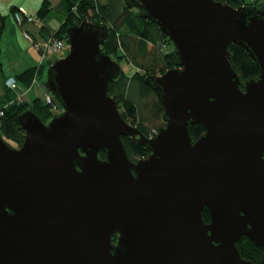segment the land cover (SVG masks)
Instances as JSON below:
<instances>
[{"label":"water","instance_id":"obj_1","mask_svg":"<svg viewBox=\"0 0 264 264\" xmlns=\"http://www.w3.org/2000/svg\"><path fill=\"white\" fill-rule=\"evenodd\" d=\"M125 2L176 47L175 67L146 77L166 124L150 137L122 116L107 24L67 27L70 51L45 80L64 111L23 112L20 146L0 134V264H254L237 242L264 246V5ZM234 43L261 73L244 89ZM122 136L151 154L131 159Z\"/></svg>","mask_w":264,"mask_h":264},{"label":"trees","instance_id":"obj_2","mask_svg":"<svg viewBox=\"0 0 264 264\" xmlns=\"http://www.w3.org/2000/svg\"><path fill=\"white\" fill-rule=\"evenodd\" d=\"M219 1L235 7L264 5V0ZM47 3L49 4L47 0H44L40 6L37 13L39 18L47 16L49 12ZM56 7L65 14L66 23L62 24L55 32H52L48 25L43 24L39 28L41 30L39 34L49 38H54L55 35L69 41L67 38V27L69 26L79 25L83 20L107 24L110 27V32L108 39L101 46L102 52L126 59L136 68L132 74H126L122 69L118 78L109 83L108 91L118 102L122 116L127 122L137 125L147 135L157 134L166 124L163 120L165 109L158 99L156 91L146 83V77L149 74H163L175 67L176 47L170 51L166 47L169 42H173L172 39L162 31L159 24L143 17L137 9L129 8L125 0H61L56 4ZM10 10L13 14L22 11L24 22H21V27L32 23L26 17L30 13L23 12L22 7L12 5ZM6 24L7 15H4L0 10V55L2 54L1 39L5 33ZM29 34L34 38L31 32ZM228 49L230 63L239 74L240 85L244 89L246 80L257 79L260 76V69L250 53L240 45L234 43ZM0 68L2 69V63H0ZM35 69V66H32V68L18 72L16 76L19 81L30 85ZM5 99L3 96L0 97V110H2L0 113V134L12 146L14 144L20 146L25 140V129L20 124V115L23 112L31 110L44 122H48L58 115L53 113L54 105L48 103L46 97H35L32 106L24 101L22 103L14 101L10 105H4ZM55 102L63 108L62 104L54 97ZM188 130H190L194 141L205 133L202 125L198 123L189 124ZM122 141L127 154L135 161L151 154L147 147L138 143L133 137L122 136ZM100 155L106 156L104 152H100ZM202 215L205 220L209 219L210 214L207 208L203 210ZM237 245L241 255L250 259L254 264H264V246L256 244L248 236H243Z\"/></svg>","mask_w":264,"mask_h":264},{"label":"rangeland","instance_id":"obj_3","mask_svg":"<svg viewBox=\"0 0 264 264\" xmlns=\"http://www.w3.org/2000/svg\"><path fill=\"white\" fill-rule=\"evenodd\" d=\"M17 1L18 0H16V3ZM60 1L61 0H47V2H49V4L47 3L49 8L47 16L45 18H39V16L37 15L38 12L36 14H30L32 15L31 17H33V19H35L36 21H32V23H29V25L33 24L40 33V26L44 24V21H46L48 17H50L51 13L55 18L60 19L61 25L65 24V14H59L58 8L56 7V4ZM9 8L7 9L8 24L12 21L15 27L19 29V26L21 27V22L18 19L22 17L23 13L18 11V13L13 14ZM21 30L23 31V33H21L20 35V42L18 40H11V33H9L10 31L8 32L9 34H7V37L4 39L2 38L1 41L4 54L3 56L2 54L0 56H2L6 63H2L3 66H5V69L0 68V92H2L3 97L6 98V102L4 105H10L14 101L20 103L24 101L28 105L32 106L33 99L35 97H38L37 95H43L42 93L45 89L48 90L47 94L44 93L45 97H47L48 95L53 96V94L49 91L47 84L45 83V80L47 79V69L55 62V60L67 55V53L70 51V43L66 39H61L57 36H54V38L51 39L49 37H44L42 34L39 37L34 36L33 38L32 35L29 34L28 30H25V28L23 27H21ZM6 32L7 30L5 29V33ZM27 33L30 35L29 37L26 36ZM56 41H63L64 45L61 47L55 43ZM12 42H16L17 45L13 44ZM172 43L169 42L168 46H166L169 51L175 48V45H173ZM37 44H39L41 47L39 48ZM31 50L35 51V56H31ZM113 58L119 60L121 69H123L126 74H132L136 71V68L132 64L127 62L126 59H121L118 56H113ZM32 66H35L36 69L30 85H26L25 83H23V81H18L16 72L23 67L27 69L32 68ZM11 78H14V82H11L12 85L7 83V81ZM52 104L54 105L53 113L59 115L63 112L64 108L56 104V102H52ZM13 146L18 145L14 144Z\"/></svg>","mask_w":264,"mask_h":264},{"label":"crops","instance_id":"obj_4","mask_svg":"<svg viewBox=\"0 0 264 264\" xmlns=\"http://www.w3.org/2000/svg\"><path fill=\"white\" fill-rule=\"evenodd\" d=\"M43 0H18L16 3V0H0V10L2 11V13L4 15H7V9L12 5L14 6H20L22 7L27 13L30 14H36L39 10H40V6L42 4ZM9 8V9H10ZM59 14H64L63 12H60V10H58ZM44 24L48 25V28L50 30H52V32H55L56 30H58V28L61 25L60 19L59 18H55L54 15L51 13L50 17L47 18L46 21H44ZM10 27V29H9ZM23 28H25V30H28L29 32H31L35 37H39V30L33 25V24H26ZM9 29V31H8ZM13 29V30H12ZM7 32L3 35V39L7 37V34L11 33L10 38L12 41L18 40L20 42V35L21 33H23V31L21 30V27L19 26V29L17 27H15L14 23L11 21L8 24V20H7V27H6ZM9 32V33H8ZM2 41V39H1ZM4 42V40H3ZM13 44L17 45L16 42H12ZM1 47H2V43H1ZM2 56H3V47H2ZM34 55L35 56V51L31 50V56ZM2 56H0V63L6 64L5 60L2 58ZM2 64V69H5V66H3ZM29 67V66H28ZM27 68V67H26ZM25 67L21 68L20 70H18L16 73L21 72L22 70H24ZM47 89L43 90V95H37L38 97H45L44 95L47 94ZM45 93V94H44ZM3 96L2 92H0V97Z\"/></svg>","mask_w":264,"mask_h":264},{"label":"built area","instance_id":"obj_5","mask_svg":"<svg viewBox=\"0 0 264 264\" xmlns=\"http://www.w3.org/2000/svg\"><path fill=\"white\" fill-rule=\"evenodd\" d=\"M24 10V9H23ZM23 12H26L25 10L23 11ZM32 15H28V16H26L27 17V20H31V21H36L35 19H33V17H31ZM30 17V18H29ZM24 19V16H23V14H22V17H20L18 20H20V22H23L22 20ZM26 36H28L29 37V34L27 33L26 34ZM53 38V37H52ZM51 38V39H52ZM57 45H59V46H63L64 45V42L63 41H56L55 42ZM37 46L40 48L41 46L39 45V44H37ZM11 82L13 83L14 82V78H11V79H9L8 81H7V83L8 84H11ZM12 85V84H11ZM10 85V86H11ZM46 101L48 102V103H51L52 104V102H54V96H52V95H48L47 97H46ZM2 111V110H1ZM1 111H0V113H1ZM158 133V132H157ZM155 134V133H154Z\"/></svg>","mask_w":264,"mask_h":264},{"label":"flooded vegetation","instance_id":"obj_6","mask_svg":"<svg viewBox=\"0 0 264 264\" xmlns=\"http://www.w3.org/2000/svg\"><path fill=\"white\" fill-rule=\"evenodd\" d=\"M156 134H152V135H149L150 137H152V136H155ZM210 214V213H209ZM210 217H211V214H210ZM210 217H209V219L208 220H206V222H210ZM117 236H114V238H113V240L115 241V242H117Z\"/></svg>","mask_w":264,"mask_h":264},{"label":"bare ground","instance_id":"obj_7","mask_svg":"<svg viewBox=\"0 0 264 264\" xmlns=\"http://www.w3.org/2000/svg\"><path fill=\"white\" fill-rule=\"evenodd\" d=\"M20 12V11H19ZM22 12V11H21ZM27 15H29V14H27ZM29 23V22H28ZM55 36V35H54ZM35 40V39H34ZM18 79V78H17ZM19 81V80H18Z\"/></svg>","mask_w":264,"mask_h":264},{"label":"clouds","instance_id":"obj_8","mask_svg":"<svg viewBox=\"0 0 264 264\" xmlns=\"http://www.w3.org/2000/svg\"><path fill=\"white\" fill-rule=\"evenodd\" d=\"M64 111V110H63Z\"/></svg>","mask_w":264,"mask_h":264}]
</instances>
